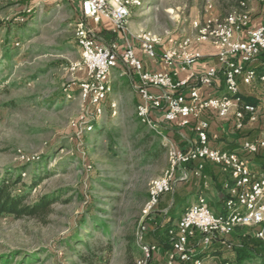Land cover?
<instances>
[{"label": "rangeland", "instance_id": "obj_1", "mask_svg": "<svg viewBox=\"0 0 264 264\" xmlns=\"http://www.w3.org/2000/svg\"><path fill=\"white\" fill-rule=\"evenodd\" d=\"M81 1L0 0V173L27 168L22 175L26 182L34 172L42 176L28 204L42 194L71 189L44 218H0V254H37L34 264H85L79 255L87 252L76 247L77 237L91 247L89 254H110L105 264H136L140 252L135 233L150 183L168 167L167 148L158 134L140 124L137 95L119 69L111 73L104 114L94 121L93 131H85L80 86L88 75L75 32L82 19ZM237 1L141 0L131 9L128 30L157 33L169 47L194 33L195 20L224 18L238 8ZM247 3L253 18L261 17L262 7L255 0ZM247 93L262 106L255 132L260 135L264 92L257 85ZM112 101L115 111L109 107ZM154 152L156 157L147 155ZM183 188L163 199L159 209L173 206L159 222L182 215L196 202L194 193ZM187 199L189 204L179 208ZM158 214L148 221L149 229L157 226L152 223ZM105 223L108 233L101 228ZM217 248L225 259L205 257L204 264H237L233 250Z\"/></svg>", "mask_w": 264, "mask_h": 264}, {"label": "built area", "instance_id": "obj_2", "mask_svg": "<svg viewBox=\"0 0 264 264\" xmlns=\"http://www.w3.org/2000/svg\"><path fill=\"white\" fill-rule=\"evenodd\" d=\"M33 3H60L63 0H31ZM264 10V0H255ZM141 0H82L81 17L75 27L77 45L81 51V65L88 79L80 86V97L86 107L80 121L85 131L94 129V121L100 118L111 94V73L120 64L125 74L137 77L133 87L138 94L137 118L143 126L159 135L165 142L168 167L150 183L149 197L142 209L135 241L140 252L136 264H150L159 248L145 241L149 231L148 221L157 211L164 195L173 193L180 182H188L191 176L201 177L204 163L211 162L228 173L232 183L227 184L224 214L215 215L205 196L201 195L183 214L174 228L169 230L171 251L165 264L192 262L204 264L196 249H207L218 237L228 238L236 227H249L264 244V168L256 171L251 158L264 151V121L262 134L255 140H246L239 151H226L214 147L210 122L204 115L214 113L220 118L234 117V128L241 131L246 123H257L260 106L245 102L241 97L240 82L253 86L259 82L264 87V23L254 27L248 3H241L224 18H208L193 22L194 33L176 40L167 47L164 38L153 32H141L136 36L144 57L160 60L167 68L180 66L191 68L203 59L193 44H210L217 48L218 66L181 80L169 71H148L136 49L126 38L123 49L116 42H107L98 27L104 20L110 21L116 34L126 36L133 7ZM211 8V7H210ZM33 9H29L31 12ZM79 66H75L76 69ZM222 73L227 93L221 96H204L202 88H214ZM115 111L116 102L109 103ZM154 112H162L168 123L185 129L192 128L195 140L182 150L160 128ZM196 163L189 170L187 165ZM199 233V240L191 245V239ZM231 249V244H227Z\"/></svg>", "mask_w": 264, "mask_h": 264}, {"label": "trees", "instance_id": "obj_3", "mask_svg": "<svg viewBox=\"0 0 264 264\" xmlns=\"http://www.w3.org/2000/svg\"><path fill=\"white\" fill-rule=\"evenodd\" d=\"M246 2L247 0H238L237 1V9L241 8V3ZM104 37L107 42H116L118 40V35L115 32H104ZM258 101L247 99V103L257 104ZM145 127V126H144ZM158 150V147H157ZM147 155L156 157V152L149 153ZM195 163H190L187 165L189 170L193 169ZM27 168L23 170L17 169L16 171H7L4 173H0V218H44L51 211L52 205L61 201L64 197L67 196L68 192L71 191L70 188H60L50 193L42 194L37 197L36 201L28 204L27 201L31 198L32 191L36 189L40 183L42 182V176L33 173L32 177H30L29 181L26 182L23 178V171H26ZM41 171H47L46 167H43ZM208 176L211 177L212 182L217 187L220 182L223 185L225 182L231 184V178L228 173H223L219 166L216 167L215 164L211 162L204 163V170ZM221 181L219 182V180ZM172 194V193H170ZM149 197V194H147ZM169 194H166V196ZM227 197V195H226ZM226 197L224 198L226 200ZM148 200V199H147ZM224 200V203H225ZM69 201V199L65 200ZM161 203V202H160ZM185 203H179V208L183 207ZM210 207V206H209ZM172 208V207H171ZM211 211L213 209L210 207ZM158 212V211H156ZM155 212V213H156ZM170 212V211H169ZM169 212L166 215H163L161 212L156 216L153 220V225H157L153 229H149L145 241L148 243H154L159 248V253L155 255L150 264H156L157 258L161 254V251H165L169 253L171 251V242L169 236V230L174 228L176 225L173 223V219L176 218L170 216L169 220H164L163 222H159L157 218L169 215ZM214 213V212H213ZM215 215L224 214L223 211L214 213ZM158 221V222H157ZM103 231L108 233L109 226L105 223L102 225ZM165 231L164 234H161V230ZM252 228L249 227H236L228 238L218 237L213 243L204 251H202L198 258L204 259L205 257H216L215 259L221 262V259H225L223 257L222 250L217 248V245H220L224 249H229L227 244H231V249L233 250L235 255V263L244 264L249 261H260L264 262V244L257 239L251 233ZM196 236H199V233H196ZM153 237V238H152ZM76 247L84 246L87 254H80L79 259L82 260L85 264H105L107 263L108 254L105 258L95 256V254H89L91 252V247L87 245L82 239H78L77 237L74 239ZM68 247L71 250H74V246L68 244ZM111 251V250H110ZM21 258H18L20 257ZM39 261V257L37 254H23L21 252H11L6 254H0V264H34ZM223 264L228 263L226 260H222ZM128 264H133L128 263ZM179 264H193L192 262H180Z\"/></svg>", "mask_w": 264, "mask_h": 264}, {"label": "crops", "instance_id": "obj_4", "mask_svg": "<svg viewBox=\"0 0 264 264\" xmlns=\"http://www.w3.org/2000/svg\"><path fill=\"white\" fill-rule=\"evenodd\" d=\"M80 9H81V5H80ZM263 12H264V10L262 8L261 9V13H262L261 17L253 18V24L252 25L254 27H257L260 24L264 23V13ZM98 30H99L100 35L104 39H105L104 34H103L104 32H115L114 25L108 20L102 21V23L98 27ZM117 35H118L117 43L119 44L121 49H123L126 45V38L130 43H132L134 45V47L136 49V53L138 56H140L142 58L143 63H144V68L146 70H148V71H161V72L169 71L173 74V76L177 80L185 79V78L189 77L190 75L196 76L198 74L205 72L209 67L218 66L217 65L218 64L217 57H216L218 50H217V48H215V47H213L207 43H205V44H196V43L193 44L192 49L196 50V51H200L203 54L204 58L199 60L198 62H196L191 68H189L187 70H182L180 68V66L176 65L173 68H167L163 63H161L160 60H152V59H148V58L144 57L140 48H139V44L136 40V36L138 35L136 32L134 33L132 31H129L126 36H123L122 34H117ZM116 69H119L122 71L121 76L122 77L125 76L126 77V78H124L125 81L129 82L131 87L134 89L133 83L135 80H137V77L131 76L130 74H125L124 68L121 64L113 70H116ZM257 85L261 88V91L264 92V87L259 82H256L253 86H246L245 84L240 82L241 97L245 102H247V99H252V100L258 101L257 96H254V94H249L250 92L247 93V91L249 89L255 88V86H257ZM134 92H135V90H134ZM226 93H227V90H226L225 80H224L222 73L220 74L219 79L216 81L214 88H202V94L206 97L207 96H221V95H225ZM136 95H137V99H138V101H137V104H138L139 97H138L137 93H136ZM257 105L260 106L261 103H259V101H258ZM261 111H262V106H260V115H261ZM153 116H154L155 120L157 121V123L160 125L162 132L164 134L168 135L175 142V144L177 145L178 148H180L182 150H184V149L186 150L189 147L190 143L195 140V133L192 130V128L194 127V125L196 123L195 120L192 121V125L190 127L183 129L176 124L166 122L162 112H154ZM203 118L207 119L210 122L211 133L214 135H217V139L216 140L213 139V141H212L213 146L217 147L219 149H222V150L231 151V152L239 151L242 144L246 140H255L259 136H261V134H262L263 123H262L261 132L259 135L258 134L259 132L257 131V129L259 128V127H257L258 122L253 123V124L252 123H246V126L243 130L237 131L234 128L233 114H231L228 118H220L216 114L210 113V114L204 115ZM215 120L221 121L220 125L215 126L214 125L216 122ZM255 132H258L257 134L259 136L256 135L257 136L256 137ZM195 166H196V163H195ZM251 167H252V169H254L256 171H260L264 168V151L251 158ZM222 172L226 173L223 170H222ZM220 181H221V179L219 180V182ZM227 184L228 183L225 182L222 185L220 182L219 186L217 187L216 185L213 184L211 177L208 176V174L206 172H203V174L200 178L195 177V176H191V178L188 182H180L177 185L176 190L178 188H180L181 186L185 187L183 189L190 190L192 193H194L193 198H196L195 201H197L199 196H201V195L205 196L208 200L209 206L211 208H213V210H215L216 213H218V212L223 211L224 200H225L224 198L227 195ZM165 197H166V195H164L162 197L161 203L159 204V207L157 209V211L159 213L160 212L163 213V215H166L170 211L169 209L173 206V203H171L170 206H168L167 208L159 209L161 207L162 201ZM189 202H190V199H187V202L185 203V205L189 204ZM183 214L180 215L179 218L175 217L176 219H173L174 225H177V223L180 221ZM169 218H170V216L168 217L167 220H169ZM164 233H165L164 229L161 230V234H164ZM197 240H199V236H195L194 238H192L191 239V245H194ZM204 250H206V249L198 248V249H196V252L199 255ZM167 255H168V253H166L165 251H161V254L157 258L156 264H165V260L167 258ZM212 258L215 259L216 257H212Z\"/></svg>", "mask_w": 264, "mask_h": 264}]
</instances>
